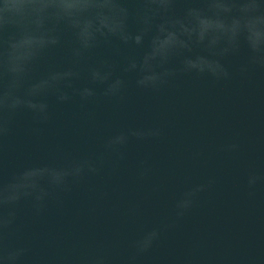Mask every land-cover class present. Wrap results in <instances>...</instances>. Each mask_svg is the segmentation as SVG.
<instances>
[{
    "label": "water",
    "instance_id": "water-1",
    "mask_svg": "<svg viewBox=\"0 0 264 264\" xmlns=\"http://www.w3.org/2000/svg\"><path fill=\"white\" fill-rule=\"evenodd\" d=\"M0 264H264V0H0Z\"/></svg>",
    "mask_w": 264,
    "mask_h": 264
}]
</instances>
